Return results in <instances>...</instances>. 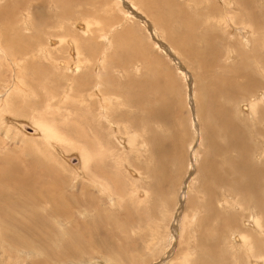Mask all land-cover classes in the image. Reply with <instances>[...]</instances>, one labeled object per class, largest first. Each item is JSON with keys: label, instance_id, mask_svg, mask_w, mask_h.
<instances>
[{"label": "rangeland", "instance_id": "rangeland-1", "mask_svg": "<svg viewBox=\"0 0 264 264\" xmlns=\"http://www.w3.org/2000/svg\"><path fill=\"white\" fill-rule=\"evenodd\" d=\"M65 6L0 0V174L29 179L21 192L0 182V264H264V75L253 58L264 54V0ZM103 96L113 129L98 116ZM16 122L47 124L63 139L47 143ZM81 146L83 168L74 166ZM100 168L110 195L89 183ZM255 172L259 188H249ZM240 232L246 246L233 238Z\"/></svg>", "mask_w": 264, "mask_h": 264}, {"label": "bare ground", "instance_id": "bare-ground-1", "mask_svg": "<svg viewBox=\"0 0 264 264\" xmlns=\"http://www.w3.org/2000/svg\"><path fill=\"white\" fill-rule=\"evenodd\" d=\"M40 1V0H39ZM69 0H56V3L62 8V9H66V6H65V4H66V2H68ZM230 3H232V2H230ZM30 8V7H29ZM238 8V7H237ZM8 11V10H7ZM261 11V10H260ZM28 12H29V10H28ZM7 14H8V12H7ZM9 14H11V12L9 11ZM26 14H28L27 12H26ZM1 17V16H0ZM4 17V16H3ZM9 17V16H8ZM62 17V16H61ZM2 18V17H1ZM0 18V20H2ZM25 19V18H24ZM6 20V19H5ZM5 20H2V21H5ZM229 21H231V19L229 20ZM260 21V20H259ZM86 22V21H85ZM84 24V23H83ZM88 25H90L88 22H86V25H85V29L88 27ZM245 25H247L246 24V21H245V24H244V27H245ZM248 26H250V25H248ZM247 26V27H248ZM240 28H242V26H240ZM246 28V27H245ZM83 29V28H82ZM85 29H83V30H85ZM243 30H244V28H242ZM252 29V28H251ZM87 30H88V28H87ZM86 30V31H87ZM246 30V29H245ZM238 32H239V30H238ZM244 34V33H243ZM245 34H246V32H245ZM79 36V35H78ZM243 38V37H242ZM72 40V39H71ZM243 42V44H245L246 42H247V38H246V36L243 38V40H242ZM70 44H74V42L72 43V41H71V43ZM69 45V44H68ZM246 45V44H245ZM75 47H73V48H76V45H74ZM244 46V45H243ZM88 48V47H87ZM75 50V49H74ZM45 51H46V49L45 48H40V52H39V54H40V56L43 58V59H45V60H48V56H49V54H46L45 53ZM242 51V50H241ZM258 50H256V52H257ZM47 52V51H46ZM76 53L78 54V51H76ZM50 58V57H49ZM253 58H254V67H257V68H255L254 70L256 71V70H259L260 68L263 70V75H264V54L263 55H260V54H258V55H256V54H254L253 55ZM102 62H103V59L101 58L100 60H99V63H101L102 64ZM62 65H65V63L63 64L62 63ZM72 65H74V67H73V69H78L80 66H81V61H80V59H79V61H78V63L77 64H75V62H74V64H72ZM56 67V66H55ZM63 67V66H62ZM69 67V66H68ZM72 69V70H73ZM260 69V71L259 72H262V70ZM258 72V73H259ZM243 73V72H242ZM250 75V74H249ZM249 75L247 76L246 75V79H249ZM261 75V74H260ZM251 77H252V75H251ZM264 77V76H263ZM252 80V79H251ZM254 80V79H253ZM20 81V80H19ZM248 83L247 84H249V82L250 81H247ZM253 85V84H252ZM246 86V85H245ZM248 86V85H247ZM157 87L159 88V86L157 85ZM249 87H252L251 86V84H250V86ZM160 90V89H159ZM158 91V90H157ZM216 92V91H215ZM218 93L219 92H217V93H213L212 94V99H214V96L215 95H218ZM105 96H103V100H102V106H101V113L100 114H98V116L100 117V118H102V119H104L105 121H107V123H108V125L113 129L115 126H114V122L112 121L113 119L111 118V116H110V113H109V111H108V104H107V106H106V103H105V101H108L110 98L109 97H106V98H104ZM114 98H112V100H113ZM254 99V98H253ZM257 99V98H256ZM134 100H136V103H138V101H140L139 100V97L137 96V97H135L134 96ZM110 101V100H109ZM258 101V100H257ZM2 103H3V101H2ZM7 103V102H6ZM257 103V102H256ZM139 104H140V102H139ZM101 105V104H100ZM250 105V104H249ZM253 106H255V103H254V105H250V109L253 107ZM219 106H217V110H219ZM98 109V108H97ZM254 111H256V110H254ZM253 111V112H254ZM158 112L159 113H161V111H157V112H149V114L151 115V117L150 118H155V117H157L158 116ZM252 113V112H251ZM149 114H147V118L149 117ZM163 113H161V115H162ZM253 114H255V113H253ZM160 115V114H159ZM160 117V116H159ZM163 117V116H162ZM162 117H160V118H162ZM6 120H8L10 123H14L15 122V120H14V122H11V120L9 119V118H6ZM219 121V123L221 124V125H224L225 126V130L227 131L226 133H237V129L235 130L234 129V126L230 123V118H221V116H219V119H218ZM18 121V120H17ZM16 125L20 128V129H22L23 131H25V132H30L29 131V128L31 129V131H33V133L34 134H36V135H39L41 138H39L40 140H44V141H46L47 143H55V142H57V143H55V144H58V142H60V141H62V139H63V135H59L57 132L58 131H56V129H54L53 127H51V126H49V125H47V124H43V123H39V122H33L32 123V126H34L35 128H32V127H29L28 126V128H26V127H24V124L22 123V122H16ZM235 125V124H234ZM36 127H37V129H39V130H37L36 129ZM125 127V129L127 130L128 129V127H126V126H124ZM237 127V126H236ZM110 128V129H111ZM129 130V129H128ZM93 131H95V130H93ZM92 131V129L90 130L89 129V136L90 135H92V137H95V142H94V144L97 146V147H99V148H102V142H101V139H100V137L98 136V134L96 133V132H93ZM131 131V130H130ZM115 132V130L113 131V134H115L114 133ZM130 133V132H129ZM126 135V140H127V142L128 143H130L131 142V134H127V133H125ZM149 134H151V133H149ZM39 136H37V137H39ZM114 136V135H113ZM154 136V134L151 136V137H153ZM227 136V135H226ZM229 136V135H228ZM227 136V137H228ZM233 137L235 136V135H232ZM117 137V136H116ZM118 137H120V135L118 136ZM230 137V136H229ZM64 138H65V136H64ZM231 138V137H230ZM125 139V138H124ZM124 139H121V138H119V141H121V142H123V140ZM155 139V138H154ZM153 140V139H152ZM67 141H68V137H67ZM66 141V142H67ZM92 141H94V139L92 138ZM230 141H231V143L232 144H234V145H236V146H238V147H240L241 145H240V141H238L237 140V138L235 137V139L233 140V139H230ZM153 142V141H152ZM45 143V142H44ZM46 143V144H47ZM143 143V145L142 146H145L144 145V142H142ZM68 144V143H67ZM70 144V143H69ZM262 144H264V143H262ZM71 145V144H70ZM130 146V145H129ZM262 146V145H261ZM80 148V150H78L76 153H77V164L76 165H74L75 167H77L78 166V164H79V162H80V167L81 168H83V167H85V165H86V163H87V161H88V159H89V154H88V151L86 152V150L84 149V146H81V147H79ZM104 148V147H103ZM262 148V147H261ZM111 149V148H110ZM135 149H136V147H135ZM140 149V148H139ZM138 148H137V150H139ZM130 150V149H129ZM104 151V150H103ZM132 151H133V149H132ZM61 153V155H63L62 154V152H60ZM113 153V152H112ZM259 153H260V151H259ZM258 153V154H259ZM108 155H109V153H108ZM243 155V154H242ZM245 156H246V154H245ZM244 156V157H245ZM255 156H256V154H255ZM113 157V156H112ZM79 158V159H78ZM67 159V158H66ZM248 159V158H247ZM93 160V159H92ZM240 160V159H239ZM238 160V161H239ZM236 161V160H235ZM235 161H233V162H231V165L235 168V169H237V170H240L241 168H240V166H235L236 165V162ZM240 161H242V160H240ZM92 162V161H91ZM94 162V161H93ZM154 163V162H153ZM240 163V162H239ZM41 163H39V166L41 167L42 165H40ZM96 164V163H95ZM102 164V163H101ZM129 164V163H128ZM249 164V163H248ZM125 165V164H124ZM90 166H91V164H90ZM94 166V165H93ZM101 166V165H100ZM243 166V165H242ZM79 167V168H80ZM92 167V166H91ZM253 167H256V166H253ZM263 168H264V166H262ZM262 167H259V170L261 169H263ZM48 168V167H47ZM78 168V169H79ZM29 169V168H28ZM49 169V168H48ZM75 169H77V168H75ZM118 169V168H117ZM126 169H127V167H126ZM247 169H249V168H247ZM253 168H251L250 170H252ZM255 169V168H254ZM256 169H257V167H256ZM32 170V169H31ZM86 170V169H85ZM23 171V170H22ZM210 172H211V170H209ZM6 172V171H5ZM8 172V171H7ZM6 172V173H7ZM47 172V171H46ZM77 172V171H76ZM205 173H206V170L204 171ZM210 172H209V174H210ZM228 172V171H227ZM226 172V173H227ZM248 172V171H247ZM252 172H253V170H252ZM225 173V174H226ZM42 174H44V173H42ZM96 174L97 175H92V177H88V180H89V183H91V187L92 188H96L97 187V191L99 192V194H101L102 193V191H103V189H105V192H107L109 189H110V187H109V184H107L106 182H104V183H102V182H99V180H102L103 179V176H104V174H106L105 173V171L103 170V169H101L100 168V170L98 171H96ZM214 174H216L217 175V173L215 172H212V174H210L211 176L212 175H214ZM218 174H219V172H218ZM244 174H246V172L244 173ZM248 174H251V173H249L248 172ZM253 174H255L254 176H250L251 178H250V180L248 179V181H250L248 184H249V188H259V183H258V178L256 179V172L255 173H252V175ZM72 175H73V173H72ZM74 175H76V174H74ZM103 175V176H102ZM204 175H207L208 176V174H204ZM209 175V176H210ZM220 175V174H219ZM224 175V174H223ZM257 175H258V173H257ZM11 176V175H10ZM10 176H8V175H5L4 173L3 174H0V182L1 181H4L7 185H10V186H12V189H13V187H14V189H18L17 191H19V189L20 188H22L23 186H22V184L24 183H27L28 182V180L29 179H26V177L24 176V174L21 176V177H19V179L18 178H16V179H11L10 178ZM77 176V175H76ZM221 176H222V174H221ZM37 177V176H36ZM46 177V176H45ZM138 177H139V175H138ZM141 177V176H140ZM219 177V176H218ZM237 177V176H236ZM244 177H246V175H244V176H241V177H239L240 179H241V181L243 182L244 180H242V178H244ZM249 177V175L247 176V178ZM205 178H206V176H205ZM112 179V178H111ZM209 179V178H208ZM212 179V178H211ZM219 179V178H218ZM221 179V178H220ZM219 179V180H220ZM234 179H235V177H234ZM236 179H238V178H236ZM21 180V181H20ZM30 180H34L35 182H37L38 180L35 178V176H34V179H30ZM73 180H74V178H73ZM115 180V179H114ZM205 180H207V178L205 179ZM204 180V181H205ZM224 180H226V179H224ZM256 180H257V183H256ZM214 181V180H213ZM227 181V180H226ZM232 181V180H231ZM18 182V183H17ZM39 182V181H38ZM207 182H210V181H207ZM212 182V181H211ZM218 182V181H217ZM224 182V181H223ZM230 182V181H229ZM229 182H226V183H229ZM234 182H236V184L234 183ZM234 182H232V183H234V185H236V186H234V188L235 187H237V182H238V180H234ZM214 183H215V181H214ZM213 183V184H214ZM221 183V182H220ZM29 184V183H28ZM34 184V183H33ZM32 184V185H33ZM133 184V183H132ZM132 184H131V186H132ZM231 184V183H230ZM239 184H242V183H240L239 182ZM238 184V185H239ZM43 185V184H42ZM233 185V184H232ZM243 185V184H242ZM242 185H240V186H242ZM28 186V185H27ZM203 186V185H202ZM209 186V185H208ZM239 186V187H240ZM246 186V185H245ZM133 187V186H132ZM204 187V186H203ZM206 187V186H205ZM213 187H216V186H214L213 185ZM239 187H237L236 189H237V191H238V189H239ZM0 188H2V187H0ZM30 188V187H29ZM103 188V189H102ZM131 188V187H130ZM247 187H245L244 189H246ZM202 189H204V188H202ZM215 189V188H214ZM242 189V188H241ZM132 190H134V189H132ZM204 190H206V193H207V197H213V188H208V187H206ZM135 191V190H134ZM134 191H131V192H134ZM248 191V190H247ZM19 192H21V191H19ZM110 192H111V190H109V192H108V195H110ZM245 192V191H244ZM217 193V192H216ZM253 194V196H254V193H252ZM1 195H2V193H1ZM106 195V194H105ZM135 195V194H134ZM244 195H246V194H244ZM251 195V194H250ZM257 195H259L258 194V192H257ZM84 196V195H83ZM93 196V195H92ZM222 196L224 197H231L232 195H230L229 193H226L225 191H222ZM117 197V196H116ZM233 197V196H232ZM246 197V196H245ZM245 197H243L242 199L244 200V198ZM252 197V196H251ZM250 197V198H251ZM33 198V197H32ZM58 198H60L59 196H58ZM248 198H249V196H248ZM249 198V199H250ZM78 199V198H77ZM246 199V198H245ZM254 199H257V197H255L254 196ZM253 199V200H254ZM260 199V198H259ZM1 201H2V199H0ZM110 200H113L112 199V197H110ZM116 200H121V197L120 196H118L117 197V199ZM135 200V199H134ZM248 200V199H247ZM246 200V201H247ZM114 201V200H113ZM228 201V200H227ZM232 201H235L234 203H236V205H238L237 204V200L234 198V200H232ZM80 202V201H79ZM88 202V201H87ZM134 202V201H133ZM140 202H142V201H140ZM140 202H138V203H136V202H134L135 204H137V206L138 205H140ZM221 202V201H220ZM257 202V201H256ZM255 202V203H256ZM259 202V201H258ZM1 203H3V201L1 202ZM111 203H113L112 201H111ZM146 203V202H145ZM222 203V202H221ZM224 203H225V201H224ZM233 203V202H232ZM143 204H144V202H143ZM262 204V203H261ZM13 205V204H12ZM234 205V204H233ZM3 206V205H2ZM161 206V205H160ZM232 206V205H231ZM249 206V205H248ZM253 207H254V204L252 205ZM251 206V207H252ZM256 206H258V204L257 205H255V207ZM260 206H262L260 209L262 210L261 212L263 213V205H260ZM71 207V206H70ZM240 207V206H239ZM247 207V206H246ZM250 206H249V210H250V208H251ZM253 207L251 208V209H253ZM254 207V208H255ZM145 208V207H144ZM258 208H259V206H258ZM240 209V208H239ZM260 209H258V210H260ZM248 210V211H249ZM254 210V211H253ZM253 210H251V211H253V212H255L256 210L255 209H253ZM257 212V211H256ZM69 213V212H68ZM196 213V212H195ZM260 213V212H259ZM256 214V215H258V218H260L259 216H260V214ZM10 214V213H9ZM255 215V216H256ZM216 217H217V215H216ZM253 217H254V215H253ZM252 217V218H253ZM193 218H194V216H192V218H191V223L193 222ZM257 217H255V221L254 222H257V220H260V219H256ZM262 219L264 218V216L263 217H261ZM205 219V218H204ZM214 219V218H213ZM224 219V218H223ZM261 219V220H262ZM195 220V219H194ZM216 220V219H215ZM219 220H221V218L219 219ZM261 220L260 221H258V222H261ZM263 221H264V219H263ZM253 222V221H252ZM257 222V224L256 225H258L259 223ZM189 223V222H188ZM190 223V224H191ZM197 223V222H196ZM222 223V222H221ZM263 223V222H262ZM223 225V224H222ZM248 225H250V226H252V223L251 224H248ZM253 225H254V223H253ZM244 226V225H243ZM262 226V225H261ZM222 227V226H221ZM246 227V226H245ZM263 227V226H262ZM262 227H259L258 229L259 230H261L262 229V232L264 231L263 230V228ZM246 228H248V227H246ZM220 228L218 227V230H219ZM255 229V228H254ZM250 230H251V228H250ZM253 230V229H252ZM255 230H257V229H255ZM258 230V231H259ZM195 231H196V229H195ZM199 231V230H198ZM197 231V232H198ZM220 232V231H219ZM239 232V231H238ZM249 232H251V231H249ZM257 232V231H256ZM256 232H254L255 234H256ZM191 233H193V231L191 232ZM198 234V233H197ZM236 234H237V232H236ZM239 234V233H238ZM253 234V233H252ZM217 235V234H216ZM218 235H219V233H218ZM244 234H242L241 232H240V234L239 235H235V236H233V238L234 239H236L238 242L237 243H244V245L246 246V244H245V241H246V239H248V238H245L244 236H243ZM256 235H254L253 237L254 238H257V236L255 237ZM252 237V238H253ZM198 238V237H197ZM217 238V237H216ZM220 238H221V236H220ZM231 238V237H230ZM233 238L231 239L233 242H234V240H233ZM201 239V238H200ZM207 239V238H206ZM219 239V238H218ZM196 239H194L193 241H195ZM222 240V239H221ZM220 239H219V241H221ZM215 241H217V239L215 240ZM254 241H256V239L254 240ZM201 242V241H200ZM264 242V241H263ZM195 243V242H194ZM194 243H193V245H194ZM204 243V242H203ZM202 243V244H203ZM211 243H214V241H212V242H210V244ZM246 243H247V241H246ZM192 244V243H191ZM234 244H235V242H234ZM260 244V243H259ZM263 244V243H262ZM195 245H197V244H195ZM207 245V244H206ZM241 245V244H240ZM250 245H251V243H250ZM249 245V246H250ZM254 245V244H253ZM205 246V245H204ZM257 246V245H256ZM251 247V246H250ZM190 248V247H189ZM191 248H193V247H191ZM201 248V247H200ZM208 248V247H207ZM243 249H245V247L243 248ZM249 249V248H248ZM248 249H247V251H248ZM193 250H194V248H193ZM251 250V249H250ZM192 251V250H191ZM191 251H187L188 253H187V255H186V258H188V256L190 255V254H192V252ZM206 252V251H205ZM244 252H245V250H244ZM246 253V252H245ZM258 254H259V252H257ZM251 254H252V251H251ZM264 256V255H263ZM217 258V257H216ZM256 259V258H255ZM259 259V258H258ZM257 259V260H258ZM261 260V259H260ZM252 262H254V264H257V261H253V260H251V264H253ZM218 263V262H217Z\"/></svg>", "mask_w": 264, "mask_h": 264}, {"label": "water", "instance_id": "water-1", "mask_svg": "<svg viewBox=\"0 0 264 264\" xmlns=\"http://www.w3.org/2000/svg\"><path fill=\"white\" fill-rule=\"evenodd\" d=\"M29 131H31V129L29 128Z\"/></svg>", "mask_w": 264, "mask_h": 264}]
</instances>
